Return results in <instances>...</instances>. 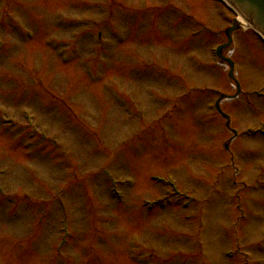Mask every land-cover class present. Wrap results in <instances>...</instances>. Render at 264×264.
Returning <instances> with one entry per match:
<instances>
[{
  "label": "rangeland",
  "instance_id": "374dc122",
  "mask_svg": "<svg viewBox=\"0 0 264 264\" xmlns=\"http://www.w3.org/2000/svg\"><path fill=\"white\" fill-rule=\"evenodd\" d=\"M235 13L0 0V264H264V46L249 28L221 51L236 139L211 110L236 92L211 55Z\"/></svg>",
  "mask_w": 264,
  "mask_h": 264
},
{
  "label": "water",
  "instance_id": "95a60500",
  "mask_svg": "<svg viewBox=\"0 0 264 264\" xmlns=\"http://www.w3.org/2000/svg\"><path fill=\"white\" fill-rule=\"evenodd\" d=\"M242 9L264 29V0H242ZM229 29L228 36L230 34Z\"/></svg>",
  "mask_w": 264,
  "mask_h": 264
},
{
  "label": "bare ground",
  "instance_id": "6f19581e",
  "mask_svg": "<svg viewBox=\"0 0 264 264\" xmlns=\"http://www.w3.org/2000/svg\"><path fill=\"white\" fill-rule=\"evenodd\" d=\"M237 24H240L244 28H247L248 26L251 27L250 24H248V22L240 14L237 18Z\"/></svg>",
  "mask_w": 264,
  "mask_h": 264
}]
</instances>
